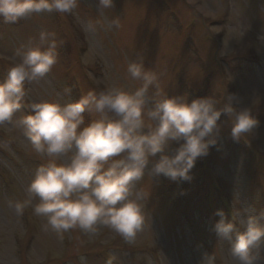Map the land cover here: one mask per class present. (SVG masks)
Instances as JSON below:
<instances>
[{
    "label": "rangeland",
    "instance_id": "374dc122",
    "mask_svg": "<svg viewBox=\"0 0 264 264\" xmlns=\"http://www.w3.org/2000/svg\"><path fill=\"white\" fill-rule=\"evenodd\" d=\"M117 18L120 27H110ZM41 31L55 33L57 62L44 78L25 85L16 123L0 124V264H80L81 256L86 264H109L106 255L123 264H201L205 254L213 264H227L230 243L212 231L220 219L215 212L223 209L220 195L230 205L227 219L240 231L248 216L264 225V0H113L107 9L99 0H79L70 15L44 12L14 24L0 19V82L22 59L18 52L40 43ZM141 59L157 75L162 95L189 102L208 96L221 108L228 94L238 95L258 120L248 139L262 163L243 138L233 141L231 116L222 115L218 144L205 160L197 159L191 181L152 177L146 170L137 182L145 223L132 244L103 226L96 235L46 230L45 218L31 206L18 215L14 205L29 198L35 170L48 159L34 151L18 123L30 104L74 102L109 86L135 91L141 82L127 66ZM156 92L150 88L149 97ZM84 116V126L99 118L95 112ZM260 254L264 264V245Z\"/></svg>",
    "mask_w": 264,
    "mask_h": 264
},
{
    "label": "clouds",
    "instance_id": "9594fccd",
    "mask_svg": "<svg viewBox=\"0 0 264 264\" xmlns=\"http://www.w3.org/2000/svg\"><path fill=\"white\" fill-rule=\"evenodd\" d=\"M78 4L79 0H0V19L14 24L44 12L70 15ZM112 7L113 0H99V8ZM109 26L119 28V19ZM39 41L18 52L22 59L0 82V124L16 123L13 118L27 94L25 85L44 78L57 62L55 33L41 31ZM127 72L141 82L135 91L109 86L74 102L30 104V114L18 123L34 151L48 159L35 170L29 198L14 205L18 215L31 206L34 215L45 218L46 230L63 234L79 229L96 235L103 226L132 244L145 223L140 202L144 196L136 184L146 170L152 177L191 181L197 159L218 144L222 115L234 116L235 142L258 125L236 94H228L222 108L208 96L189 102L183 96L162 95L157 75L146 70L142 59L130 62ZM150 88L157 89L154 97H149ZM85 112H95L99 118L84 126ZM173 143L178 147L169 155ZM215 215L220 219L212 231L230 243L227 264H260L264 225L248 216L240 220V231L223 209ZM80 264H86L85 257H80ZM201 264H213V258L205 254Z\"/></svg>",
    "mask_w": 264,
    "mask_h": 264
},
{
    "label": "trees",
    "instance_id": "16d2710c",
    "mask_svg": "<svg viewBox=\"0 0 264 264\" xmlns=\"http://www.w3.org/2000/svg\"><path fill=\"white\" fill-rule=\"evenodd\" d=\"M88 81H90V80L88 79ZM105 258H106V260L109 262V259L107 258V256H105L104 259H105Z\"/></svg>",
    "mask_w": 264,
    "mask_h": 264
}]
</instances>
